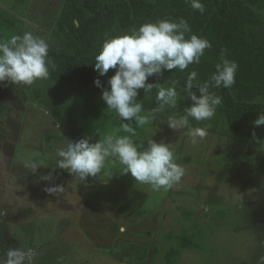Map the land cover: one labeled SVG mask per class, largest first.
<instances>
[{
	"label": "rangeland",
	"instance_id": "1",
	"mask_svg": "<svg viewBox=\"0 0 264 264\" xmlns=\"http://www.w3.org/2000/svg\"><path fill=\"white\" fill-rule=\"evenodd\" d=\"M63 3L0 0V12L15 23L19 34L31 30L67 51L54 29ZM259 14L263 24L257 34L264 45V11ZM12 32L0 25V37L17 34ZM16 90L26 101L14 97L15 89L0 86V104L14 108L0 113V182L10 183L9 187L0 184V255L9 247H21L33 251V264H166V252L178 247L186 227L189 234L196 233L199 246L185 250L177 264H264V146L257 142L264 141V126L254 125L233 135L221 118L220 107L212 120L191 122L194 127L209 125L208 135L196 144L187 129L168 127L166 117L172 110L138 130L145 147L147 138L152 137L175 149L177 163L186 171L172 189L153 191L136 183L130 174H121L119 165L112 167L114 175L106 184L99 176L81 183L73 177L66 185L82 191L77 197L89 202L85 205L94 213L93 222L79 199L72 200L71 207V199L76 198L71 190H67V198L46 194L40 211L50 218L52 229L47 230L48 223H44L35 239L26 237L10 219L24 210L23 205H30L25 211L40 213L36 202L40 201L21 194L27 185L12 182L7 164L48 156L49 168L56 169L51 156L65 141L89 138L94 143L119 127V122L107 110L102 95L74 84L49 79ZM181 96L185 98L178 102L180 112L192 103L186 93ZM137 100L143 101L145 109L157 106L155 97L138 96ZM111 239L115 254H111ZM101 249L108 250L106 257Z\"/></svg>",
	"mask_w": 264,
	"mask_h": 264
},
{
	"label": "clouds",
	"instance_id": "2",
	"mask_svg": "<svg viewBox=\"0 0 264 264\" xmlns=\"http://www.w3.org/2000/svg\"><path fill=\"white\" fill-rule=\"evenodd\" d=\"M193 10L205 12L202 0H186ZM79 28L78 20H73ZM188 34V35H186ZM211 42L191 33L184 18H164L146 22L133 28L130 33L105 39L101 50L95 56L94 69L105 76L114 69L107 83L109 88L102 91V100L107 110L118 118L119 127L106 132L101 139L90 142L89 138L65 141L51 156L55 167L66 170L78 183L89 177H98L108 183L114 175L112 167L119 165L121 174H130L135 182L147 185L153 191H168L177 185L185 175V168L177 163L176 151L171 143L156 142L152 137L145 141L139 131L151 126L158 115L172 110L166 117L167 125L173 130L187 129L193 144L208 135L209 125L194 127L191 123L210 121L222 105L223 98L211 89H231L236 83L238 63L226 58V50H221L220 62L208 80L199 79L193 68L187 75L183 92L191 100V106L177 111L178 102L185 97L175 87L147 83L148 78L160 75L164 70H178L183 73L190 65H199ZM50 42L31 30L10 37H0V83L8 82L21 87H31L38 81L50 78V68H54L49 57ZM101 87V81H94ZM150 95L156 89L157 106L143 107L137 100L139 90ZM196 89L197 91H193ZM254 125H264V113L254 120ZM253 137L256 134L253 132ZM264 146V141L257 140ZM48 156L26 163L32 174L49 167ZM111 166V167H110ZM107 179H104V178ZM41 180L52 181V173L41 176ZM50 196L62 195L66 188L53 184L44 189ZM31 249L9 247L0 255V264H33Z\"/></svg>",
	"mask_w": 264,
	"mask_h": 264
},
{
	"label": "trees",
	"instance_id": "3",
	"mask_svg": "<svg viewBox=\"0 0 264 264\" xmlns=\"http://www.w3.org/2000/svg\"><path fill=\"white\" fill-rule=\"evenodd\" d=\"M202 3L205 5L203 14L193 10L186 0H64L54 29L62 36L67 51L50 45L49 57L55 67L50 68L49 79L102 95L115 72L110 69L105 76H100L94 69L95 56L105 39L130 33L133 28L157 19L184 18L191 33L208 39L212 48L206 50L199 65H190L183 73L164 70L160 75L149 77L147 83L167 87L176 82L177 90L184 93L188 73L194 68L201 82L208 80L220 62L221 50H226V58L235 60L239 66L236 83L231 89L211 90L223 98L219 107L227 129L233 135H240L254 126V120L264 113V45L257 34L263 24L259 12L264 11V0H202ZM74 19L78 20L79 28L74 26ZM0 25L18 34L14 30L15 23L1 12ZM96 79L101 81V87L95 85ZM0 86L9 91L15 89L14 97L26 101L18 95L17 85L3 82ZM156 92L153 89L148 95L141 89L138 96L155 97ZM3 110L13 111L14 108L0 104V113ZM196 226L197 222L191 227L195 230ZM182 230L178 247L165 254L166 264H177L185 250L198 249L196 233L189 234L186 227Z\"/></svg>",
	"mask_w": 264,
	"mask_h": 264
},
{
	"label": "crops",
	"instance_id": "4",
	"mask_svg": "<svg viewBox=\"0 0 264 264\" xmlns=\"http://www.w3.org/2000/svg\"><path fill=\"white\" fill-rule=\"evenodd\" d=\"M13 164H14L13 166L12 165L10 166V164L9 165L7 164V168H10V172H12V175H13L12 182H16V184L20 185V186L27 185L26 187H24L23 192H21V194L25 195L27 198L33 199V201L39 200L40 202L36 201L38 205L40 204L39 205V211L38 210H36V211H38L40 213H31V212L25 211V209H30V205L25 206V207L23 205L22 208L24 210L17 212V214H18L17 217L12 216V218L10 219V222L18 223V227H19L20 231L22 232V234H24L29 239H31L32 237H34V239H35L37 237V234H39L41 232V230L43 229L42 225L44 223H48V226L45 227L47 230L52 229V226H53V225H51L52 221H48V220H50V218H48V217L44 218L45 216H43L44 215L43 211H40V209L42 207L41 204H43L42 200H45V195L47 194L44 191V189L46 187L51 186L52 184H63L66 188V191L63 193L66 196V198H67L68 193L70 192V191L67 192V190H71L72 194L73 193L76 194V198L71 199V201L79 199L81 197L80 195H83V193L78 188L77 189H74V188L71 189L68 187L69 185H66L68 183H71V180L73 178L72 176H70L68 174V172L66 170H61L59 168L53 169V168L47 167V168L39 169L36 174H32L30 172V169H28L25 166L26 163H22V164L13 163ZM58 171L66 172V174H60V173H58ZM49 172L52 173V177H53L52 182L51 181H44V180L40 179L41 176L47 175ZM57 180H59V181L56 182ZM0 184H5L6 187H7V185H8V187L10 185V183L7 184L4 181H1ZM87 189H89V188H87ZM77 192H78L79 198L77 197ZM71 198H73V197H71ZM79 201H80L81 208L85 207V210H86L85 204H88L89 202H84V201L81 202V199H79ZM73 204L74 203L72 201L71 207H73ZM44 206H46V204H44ZM92 206H94V205H92ZM59 207L61 208V204L59 205ZM86 211H87L86 216H88V218H92L94 216L93 212H91L89 210H86ZM72 212L74 214L78 213L76 211L71 210L70 213H72ZM129 213H130V211H129ZM38 214H40V215H38ZM91 222H93V218L91 219ZM117 229H120V227H117L116 230ZM110 241L112 242V245H111L112 253L111 254H115L116 251L113 247L114 240L111 239ZM101 250H102L103 256L106 257L105 253H109V252H107L108 250L107 249H101Z\"/></svg>",
	"mask_w": 264,
	"mask_h": 264
}]
</instances>
